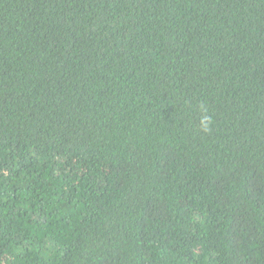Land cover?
Instances as JSON below:
<instances>
[{"label": "trees", "instance_id": "trees-1", "mask_svg": "<svg viewBox=\"0 0 264 264\" xmlns=\"http://www.w3.org/2000/svg\"><path fill=\"white\" fill-rule=\"evenodd\" d=\"M0 264H264V0H0Z\"/></svg>", "mask_w": 264, "mask_h": 264}, {"label": "clouds", "instance_id": "clouds-1", "mask_svg": "<svg viewBox=\"0 0 264 264\" xmlns=\"http://www.w3.org/2000/svg\"><path fill=\"white\" fill-rule=\"evenodd\" d=\"M202 124L204 125L205 128H207L208 126V118H204V120H202Z\"/></svg>", "mask_w": 264, "mask_h": 264}]
</instances>
